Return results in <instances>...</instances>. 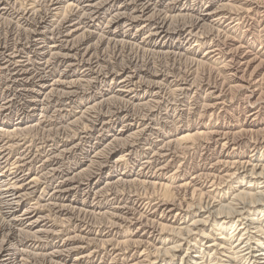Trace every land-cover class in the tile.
Here are the masks:
<instances>
[{
  "label": "bare ground",
  "instance_id": "obj_1",
  "mask_svg": "<svg viewBox=\"0 0 264 264\" xmlns=\"http://www.w3.org/2000/svg\"><path fill=\"white\" fill-rule=\"evenodd\" d=\"M21 1L0 0V20L5 18V15L12 18L17 16L18 23H23L27 28L23 34L25 37H21L23 40L18 42L12 39L10 43L11 37L0 44V72L13 73L11 83L19 84L24 88L19 90V97L16 94L9 95L10 92H7L8 97L5 100L7 103H3L4 106L0 107V114L7 112L6 118L10 119L17 103V99L14 98L24 100L31 97L33 91L28 89V85L33 84L35 80L38 81L36 88H40L39 91L36 89L35 93L49 90L50 87L52 90L46 100L48 103L42 102L43 100L37 101L32 111L27 112L22 109L18 111L14 131L11 132L7 124H0V264H28V261L33 258L65 257L63 254L67 255L75 251V247H71L74 245L72 239L67 243L64 241L65 246L62 248L66 247V250L55 252L58 255L40 254L35 250L40 241L48 237L50 229L44 230L48 228L47 224L44 225L45 217L40 215L37 206L28 203L39 191L41 183L50 184L51 180L48 181V179L53 174L59 177L57 191L55 190L58 194L55 193L57 197L53 199V202L57 206L54 210L60 214V217H66L73 211L82 213L81 210H76L79 208L72 207L75 210H67L65 204L58 203H65L74 193V202L80 201L86 206L94 205L101 210L104 200L112 198V206L118 207L111 212L120 214H112L114 220L112 219L113 226H111L117 228L124 224L126 227V230L125 228L124 231L122 230L123 241L119 243L128 249L133 247L148 250L149 247H154L155 254L158 256L152 261L150 259L152 255H146L148 252L146 251L142 254L141 260L132 264H175L174 259L179 257L178 253L184 246L188 247L181 259L182 264H264V0H229L226 3L225 0H192V5L189 4L190 0H46L48 3L46 2L44 7L35 0H26L24 4ZM167 1L169 2L165 5ZM184 7L189 8L191 13H200L203 9L204 14L196 17L192 23L186 22L180 25L179 19L188 20L187 18L192 16L187 12L185 13L187 15L182 14L187 11L183 10ZM40 8H45V11L42 10V12ZM162 8H166V11L162 12ZM169 13L179 14L170 15ZM105 21L108 31H104V37L110 35L118 38L123 32L126 34L135 30L133 38L142 41L144 49H173L174 47L181 49V47L189 46L187 50L185 49L187 53H190L189 55L199 54L205 49L206 54L203 55L205 59L197 61V66L195 65L197 69L194 68L193 74L186 73L184 76L183 73L182 76L173 74L175 76L171 82L175 88L170 89L172 90L170 93L174 98L181 95L185 88L183 86L186 85L184 83L191 82L190 76H194L193 84H202L207 78L211 83V79L219 78L221 85L217 84L221 89H227L231 93H243L244 101L232 108L225 104L226 102L221 103L220 99H215L216 96L214 98L212 95L214 91L212 94L206 91L204 96H197V101L188 107L186 114L177 109L172 111V117L171 113L166 114L168 119L169 116L170 119H174L170 125L167 124L168 122L166 124L159 122L160 119H155L154 113L159 106L165 104L164 98L159 95H162L164 83H168L170 77L160 75L158 71L151 74L149 69H146L147 64L144 66L146 68H141L138 65L139 61H133L130 65L119 64L116 67L112 66L114 62L109 63V58L107 62L103 56L104 52L101 54L95 45H88L97 35L88 30L91 28L99 30ZM81 31L84 32L79 35ZM177 53H174L175 56ZM169 55L168 53L167 56ZM37 63L41 68L40 75L32 81L31 68ZM57 72H61L60 79H53V83L47 86L46 80ZM148 73H150L149 76H147ZM80 77H86L88 80L83 82ZM0 81L2 82L0 85L3 84V77ZM109 81L113 86L115 85L114 88H106V91H101L100 95L106 98L113 94L110 99L107 97L110 103L115 102L116 105L119 101L126 100L133 109L127 107L126 111H123V108L116 109V106L114 107L116 112L109 111L111 115H105L100 110L102 115L96 120L99 124L94 125L95 129H100L99 138L96 137L97 142L93 143L92 138H87L86 145L83 144L84 141L81 144L76 142L77 144L74 145H66L61 151L62 155L82 156L85 161L94 154L88 167L71 177L68 171L74 166H81L84 161L77 156L73 167L69 165L68 170L60 171L57 157L54 155V157L43 158L41 165H38L40 168L38 173L33 170L34 168L32 169L38 158L29 157L34 153L31 155H28V152L18 153L19 157H13L17 144L9 138L16 132L21 131L19 134H22L28 128H33L38 121L34 120L37 116L36 112L46 113L53 102L56 101L58 104L67 100L65 108H60L58 111L59 118L65 125L64 120L77 115L78 109H83L85 104L89 105L91 101H95L98 98L96 91L100 86L107 85ZM86 89L93 92L89 94L91 95L89 100L85 101L84 99L88 97L85 91L89 92ZM95 108L90 106L87 114H91L92 117L97 116L99 112L96 113L98 109ZM139 114L144 115L140 118ZM87 118H89L88 115ZM32 123L35 124L30 126ZM115 129H118L119 134L116 135L120 137L108 142V145L103 146L105 149H101L102 144L108 141L107 133L116 132ZM50 131L54 132L53 129ZM57 131L59 132L58 129ZM128 132L130 134L126 136ZM155 136L158 139L151 140ZM4 138L9 141L5 142ZM168 139L171 140L168 141ZM111 152L122 154L109 164L108 156ZM31 159L35 160L32 162ZM124 161H127L126 166L123 164ZM137 163H140L137 172L139 179L131 180L129 178L134 172L133 165ZM105 172H108L105 182L107 188L101 187L107 189L106 193L104 194V190H96L98 193L95 199L89 202L92 198L91 191L99 188L103 179L101 176ZM116 174H119V178L114 182ZM127 188H130V192ZM115 191L119 192L115 193ZM125 191L128 192V196L123 198L121 194L125 195ZM148 194L152 197H148V200L143 199ZM207 200L214 203L210 204V201L207 205L205 202ZM22 207H25L23 212L20 210ZM66 211L68 214H65ZM100 212L94 215L100 217L105 215L99 214ZM190 219L193 220L191 225H189ZM103 221L104 219L101 222ZM179 221H183L184 224L178 225ZM105 223H107L106 220ZM106 227L109 228V226ZM166 232L173 236L170 240H174V245L157 248L160 243L168 245L169 239L163 238ZM141 234L144 236H140ZM112 239L111 241H115ZM111 241L105 240V243H111ZM45 248L46 246L42 245L39 250L43 249L44 252ZM112 249L116 248L112 247ZM88 257L90 255L78 258L77 262Z\"/></svg>",
  "mask_w": 264,
  "mask_h": 264
},
{
  "label": "rangeland",
  "instance_id": "obj_2",
  "mask_svg": "<svg viewBox=\"0 0 264 264\" xmlns=\"http://www.w3.org/2000/svg\"><path fill=\"white\" fill-rule=\"evenodd\" d=\"M35 1H37V2H39V4L42 6V7H44V6H46V4L48 3L46 0H35ZM227 1H229V0H225L224 2L226 3ZM23 4H24V2H26V0H22L21 1ZM47 2V3H46ZM168 2L169 1H167L166 3H165V5L166 4H168ZM192 0H190V2H189V4L190 5H192ZM218 4V3H217ZM44 5V6H43ZM163 9V10H162ZM161 9V11L162 12H165L166 11V8H162ZM39 10H43V11H45V8H40ZM183 10H187V11H184V12H182V14L183 15H187V14H189L190 16H191V14H192V16H191V18L189 19V18H187L188 20H184V19H179V23H180V25H181V23L182 24H185L186 22L189 24L190 22L192 23L194 20H195V18L196 17H199L202 13L204 14V12H202L203 11V9L201 10V12L200 13H194V12H192L191 13V11L189 10V8L187 9L186 7H184L183 8ZM42 11V12H43ZM187 12V14H185ZM114 14H116V13H114ZM170 15H178V14H172V13H169ZM188 15V16H189ZM194 16V17H193ZM5 18H3L2 20H0V44H3L5 41L4 40H7V38H11V40H10V43H12V39H13V41L14 40H18V42L20 41V40H23L22 38H24L25 37V35H23L24 33H25V29H27L26 28V26H24L23 25V23H21V21H20V23L21 24H19L18 22H19V20L17 19V16H13L14 18H12V17H7V15H5L4 16ZM38 18V17H37ZM7 19V20H6ZM191 19H192V21H191ZM12 20V21H11ZM180 20L182 21V22H180ZM11 21V22H10ZM13 23H15V24H13ZM18 23V24H17ZM178 23V24H179ZM105 28V29H104ZM107 28V22L105 21L104 22V24H103V26H101V28L99 29V30H95V29H93V28H91L90 30H88V31H90V32H95V34H97V35H95V38L93 39V41H91V42H89V44L88 45H95V48L96 49H98V52H101V54L104 52V54H103V56H104V58H105V60H107V62H109L108 61V58H109V60H110V64H112L113 62V64H112V66H114V67H116L117 65H123V63L125 64V65H130V64H132V62L133 61H139V63H138V65L139 66H141V68H146V69H149V71H150V73L152 74V73H154L155 71L157 72H159V74L160 75H167V76H169L170 77V79H169V81H168V83L167 82H165L164 83V88H163V91H162V95H159V97H163L164 99H163V102L165 103L164 105H161V106H159L157 109H156V111H155V113H154V116H156V118L155 119H160L159 120V122L161 121V123H163V124H166L167 122V124H169L170 125V122L171 121H174V119H170V116H169V119H168V115H166V114H168V113H171L170 115H171V117L173 116V110L174 109H177V110H179V111H181V112H183V113H187L186 111H188V107H190V105H194V103L197 101V96H204L205 95V93H206V91H207V93H213V91H214V94H212L213 96H214V98H215V96H216V98L215 99H220L219 101L222 103V102H226L225 104H228V106H230V107H232V108H234V107H236V106H238L240 103H242L243 101H244V99H245V95L243 94V93H231L230 91H228L227 89H225V90H223V89H221V87H220V80H219V78H213V79H211L212 81H211V83H212V86H211V83H210V81H208L207 79H205V80H203V82H202V84H197V83H195V84H193V78H194V76H190L191 78V82L189 81V83L187 82V83H184V85L185 86H183V88L185 87L186 88V90H182V92L180 93L181 95H179L178 97H173L172 96V93H170L172 90H174V88L175 87H173V85H172V79H173V77L175 76V75H173L174 73L176 74L177 73V75H181L182 73V75L184 76V75H186V73L187 74H190V73H194L195 72V70L197 69V65H196V63H197V61H199V60H204L205 59V49H203V50H201L200 52H199V54H194V53H191V55H189L190 53H187L186 52V50H187V48L189 47V46H184V47H181V49H178V48H173V49H168V48H165V49H159V48H156V50H154L153 48H146V49H144L145 47L141 44L142 43V41H139L138 39L137 40H134V35H135V33H136V31L135 30H133V31H131L130 33H122L121 34V36H119L118 38H114V37H112V36H110V35H106L105 37L103 36L104 35V31H108V29H106ZM97 31V32H96ZM206 31V30H205ZM7 32V33H6ZM84 31H81L80 33H79V35L80 34H82ZM204 32V31H203ZM6 35V36H5ZM19 35V36H18ZM23 35V36H22ZM101 35V36H100ZM8 36V37H7ZM17 36V37H16ZM20 39H19V38ZM22 37V38H21ZM108 37V38H107ZM110 38H111V41H110ZM98 39H100V41L98 40ZM102 39V40H101ZM106 41H105V40ZM2 40V41H1ZM109 41L111 42V43H109ZM24 42V41H23ZM105 42V43H104ZM113 43V44H112ZM125 45H124V44ZM132 43V44H131ZM101 44V46H99ZM140 44H141V48L139 47L140 46ZM99 46V47H98ZM119 46V47H118ZM125 47V48H124ZM144 47V48H143ZM105 48H106V50H105ZM140 48V49H139ZM130 49V50H129ZM186 49V50H185ZM123 50V51H122ZM152 50V51H151ZM162 52H161V51ZM126 51V52H125ZM133 51V52H132ZM146 51V52H145ZM160 51V52H159ZM111 52V53H110ZM154 52V53H153ZM158 52V53H157ZM170 54L169 56H167L168 55V53ZM171 52V53H170ZM172 52H173V54H172ZM178 52V53H177ZM186 52V53H185ZM110 53V54H109ZM160 53H162L161 55H160ZM174 53H177L176 54V56H175V54ZM120 54H122V55H120ZM182 54L184 55V56H182ZM158 55V56H157ZM204 55V56H203ZM135 56V57H134ZM159 56L161 57V58H159ZM164 56H166L165 58H164ZM185 56H186V58H185ZM189 58H188V57ZM192 56V57H191ZM196 56V57H195ZM112 57V58H111ZM116 57H117V59H116ZM170 57V58H169ZM173 57V58H172ZM175 57V58H174ZM181 57V58H180ZM184 57V58H183ZM194 57V58H193ZM203 57V58H202ZM172 58V59H171ZM177 58V59H176ZM179 58V59H178ZM192 58V59H191ZM195 58H197V59H195ZM148 59V60H147ZM174 59V60H173ZM189 59V60H188ZM193 59H195V60H193ZM178 60V61H177ZM184 60V61H183ZM185 60H187V61H189V63L187 62V61H185ZM192 60V61H191ZM178 63H177V62ZM122 62V63H121ZM131 62V63H130ZM116 63V64H115ZM118 63V64H117ZM193 63H194V65H193ZM147 64V65H146ZM187 64V65H186ZM143 65V66H142ZM146 65V67H144ZM151 67H150V66ZM196 65V66H195ZM164 66V67H163ZM185 66V67H184ZM190 68H189V67ZM39 68V69H38ZM152 68H153V70H152ZM158 68V69H157ZM192 68V69H191ZM194 68H195V70H194ZM35 69H37L36 71H35ZM39 70V71H38ZM180 70V71H179ZM40 71H41V68H40V65H38V63L36 64V66L34 67V66H32V68H31V78H33L32 79V81L33 80H35V77H39V75H40ZM194 71V72H193ZM157 72V73H158ZM37 73V74H36ZM42 73V72H41ZM150 73H148V75L147 76H149L150 75ZM165 73V74H164ZM168 73V74H167ZM170 73H171V76H170ZM185 73V74H184ZM11 74H13V73H11ZM11 74H9L8 72H4V73H1L0 72V78L1 77H3V84H1L0 85V107H2V106H4V104L5 103H7V101H5L6 99H7V97H8V95H7V92H10V94L9 95H13V94H16L17 96L18 95H20V89H24L23 87H20L19 86V84H17V85H14V84H12L11 83ZM10 75V76H9ZM14 75V74H13ZM181 75V76H182ZM206 75H208V74H206ZM81 76H82V74H81ZM7 77V78H6ZM60 77H61V72H57L53 77H49L47 80H46V85L48 86V85H51L52 83H53V81L54 80H56V79H60ZM172 77V78H171ZM82 80H83V82L84 81H87L88 79H86V77L84 78V77H80ZM54 79V80H53ZM217 79V80H216ZM8 80V81H7ZM174 80V79H173ZM6 81H7V83H6ZM160 81H162V80H160ZM209 82V83H207V82ZM219 81V82H218ZM36 82V83H35ZM35 82L33 83V84H31V85H28V89L29 90H31V91H33V95H31V97H29V98H25V99H28V100H22L21 98H14V99H17L16 100V105H15V109L13 110V115H11V118L10 119H7L6 118V116H7V112L6 113H3L2 114V112H1V118H3L2 120H0V124H7L8 125V127H9V129L11 130V132H12V130L14 131V125L17 123V119H18V116L16 115L17 113H18V111L20 112V111H27V112H30V111H32V109L35 107V104H37V101H41V100H43L42 102H46V100H48V96H50L49 94H50V91L52 90V88L50 87L49 88V90L47 89L46 91H42L41 93H35L37 90L39 91V89L40 88H36V85H37V83H38V81L37 80H35ZM47 82H49V83H47ZM82 82V83H83ZM216 82V83H215ZM0 83H2L1 81H0ZM191 83H192V86H190L191 85ZM220 84V85H218V84ZM12 84V85H11ZM170 84V85H169ZM190 84V85H189ZM196 84H197V86H196ZM8 85H10V86H8ZM40 85V84H39ZM195 85V86H194ZM13 86V87H12ZM18 86V87H17ZM115 86V85H114ZM114 86H113V84H111V81H109L108 82V84L107 85H102V87L100 88L99 87V90L98 91H96L97 92V99L95 100V101H91V104H89V105H87V104H85L84 106H83V109H78L79 111H77L78 112V114L77 115H75V116H72V117H70L68 120H64V122H65V125H63L64 123H63V121H61L60 120V118H59V110H60V108L62 109H64L65 108V106L67 105V100L66 101H63V102H58V104L56 103V101L55 102H53V104L51 105V108L48 110V112H44L45 113V115H44V113L42 112V111H39V112H36L37 113V116H36V118L34 119V120H38L37 122H35L36 124H38L39 123V121H40V123H39V125H37L36 126V124L35 123H32V124H30V126L32 125H34V127H35V129H34V127L33 128H28V130H26L27 132H30V133H27L26 131H24V133H22V134H19V133H21V131H19V132H16V134L14 135V136H12V137H14V138H9L10 140L12 139V140H14V144H17V146H16V148H14V151L16 150V152H13V157L14 158H17V157H19V154H25V153H27L28 152V155H31L32 153H34V154H32L31 156H29V157H32V158H38V160L36 159V161L37 162H35V164H34V166L32 167V169L33 170H36V171H38V173H39V171H40V168H39V166L41 165V161L43 160V158L44 157H49V156H52V157H54V155H55V157H57V163H58V168L60 167V171H65V170H68L69 169V167L71 166V167H73L74 165V163L76 162V157L78 156V155H76L75 156V154L73 155V154H61V151H63V149H64V147L66 146V145H74V144H77V143H79L80 142V144L83 142V144L84 145H86L87 143V141H88V139L89 138H92V142L93 143H96L97 141H96V139L97 138H99V135H100V132H99V128H97V129H95L94 128V125H98L99 123H97V121L96 120H98L97 118L98 117H100V115H102V112H103V114H109V115H111V113L110 112H116L117 110V108L118 107H120V108H123L124 110L123 111H126V108L128 107V109L130 108V109H133V106H131V104H129L126 100V102L124 101V102H122V100L121 101H119L116 105H115V102L114 103H110V101H108V98L110 99L112 96H113V94H110V95H108L106 98H103L102 97V95H100L102 92L101 91H106V88H109V87H112V88H114ZM168 86V87H167ZM171 86V87H170ZM194 86V87H193ZM200 86H202V87H200ZM34 87V88H33ZM95 87V86H94ZM165 87H167V88H165ZM170 87V88H169ZM5 88H8V89H5ZM32 88V89H31ZM58 88V87H57ZM169 88V89H168ZM191 88V89H190ZM197 88V89H196ZM207 88V89H206ZM217 88V89H216ZM14 89V90H13ZM37 89V90H36ZM90 89V88H89ZM89 89H86V90H89ZM170 89H172V90H170ZM200 89V90H199ZM3 90H4V92H3ZM166 90H169L168 92L166 91ZM190 90V91H189ZM196 90H197V92H196ZM209 90V91H208ZM217 90V91H216ZM15 91V92H14ZM17 91V92H16ZM223 91V92H222ZM4 94H3V93ZM12 92V93H11ZM46 92H47V94H46ZM88 91H85V93H86V96H88L87 98H85L84 100L86 101L87 99L89 100V96H91V95H89L90 93H92L93 91L92 90H89V92L87 93ZM191 92V93H190ZM217 92V93H216ZM219 92V93H218ZM226 92H228V93H226ZM2 93V94H1ZM168 93H169V95H168ZM193 93H195V94H193ZM196 93H199V94H196ZM203 93V94H202ZM222 93H223V95H222ZM7 96H6V95ZM88 94V95H87ZM94 94H95V92H94ZM98 94H99V96H98ZM47 95V96H46ZM167 95V96H166ZM186 95V96H185ZM233 95V96H232ZM240 97H239V96ZM93 96V95H92ZM166 96V97H165ZM169 96V97H168ZM222 97V98H221ZM31 98V99H30ZM185 98V99H184ZM244 98V99H243ZM45 99V100H44ZM174 99V100H173ZM214 99V100H215ZM225 99V100H224ZM30 100H31V102H30ZM106 100H107V102H106ZM165 100V101H164ZM234 100V101H233ZM22 101V102H21ZM27 101V102H26ZM162 101V100H161ZM171 101V102H170ZM51 102V101H50ZM66 102V103H65ZM123 104H121V103ZM4 103V104H3ZM22 103V104H21ZM25 103V104H24ZM46 103H48V102H46ZM99 103V104H98ZM100 103H101V105H100ZM167 103H168V105H167ZM174 103V104H173ZM94 104H97V105H94ZM106 104V105H105ZM108 104V105H107ZM112 104V105H111ZM64 105V106H63ZM105 105V106H104ZM234 105V106H233ZM26 106V107H25ZM61 106V107H60ZM90 106H94V107H98L97 109L98 110H96V113H101V114H97V116L96 115H94L93 117H92V115L91 114H87V109H89V107ZM117 106V107H116ZM130 106V107H129ZM164 106V107H163ZM172 106V107H171ZM22 107V108H21ZM87 107V108H86ZM106 107L108 108V109H106ZM114 107H116V109L114 108ZM167 107V108H166ZM28 108V109H27ZM58 108V109H57ZM95 108V109H96ZM113 108V109H112ZM22 109V110H21ZM103 109H104V111H103ZM110 109V110H109ZM102 112H101V111ZM112 110V111H111ZM53 111H56V112H53ZM82 111V112H81ZM85 113H84V112ZM107 111V112H106ZM110 111V112H109ZM162 111V112H161ZM168 111V112H167ZM185 111V112H184ZM11 112V111H10ZM10 112H8V113H10ZM57 113V114H56ZM80 113V114H79ZM82 113H83V115H82ZM159 113V114H158ZM43 114V115H42ZM46 114H48V115H46ZM138 114V113H137ZM157 114V115H156ZM177 114H179V113H177ZM50 115H51V117H50ZM83 117H82V116ZM87 115H88V117L89 118H87ZM108 115V116H109ZM143 115L144 114H139V117L140 118H142L143 117ZM41 116V117H40ZM43 116V117H42ZM46 116H47V118H46ZM81 116V117H80ZM86 116V117H85ZM96 116V117H95ZM161 116V117H160ZM75 117V118H74ZM158 117V118H157ZM160 117V118H159ZM0 118V119H1ZM45 118H46V120H45ZM51 118V119H50ZM52 118H54V119H52ZM76 118H78V120L76 119ZM79 118H81L82 120H80ZM84 118V119H83ZM91 118V119H90ZM40 119V120H39ZM58 119V120H57ZM88 119V120H87ZM48 120V121H47ZM54 122H53V121ZM95 121L94 123H93V121ZM163 120V121H162ZM47 121V122H46ZM77 121H80L79 123H76L75 125L74 124H72V123H75V122H77ZM85 121H88V122H85ZM166 121V122H165ZM7 122V123H6ZM46 122V123H45ZM59 122V123H58ZM71 122V123H70ZM49 123V124H48ZM56 123H57V125H56ZM63 123V124H62ZM81 123V124H80ZM91 123V124H90ZM97 123V124H96ZM12 124V125H11ZM68 124V125H67ZM70 124H72V125H70ZM86 124V125H85ZM48 125V126H47ZM91 125V126H90ZM27 126V125H26ZM26 126H23L24 128H26ZM42 126V127H41ZM66 127V129H64L65 127ZM69 126H70V128H72V129H70L69 128ZM72 126V127H71ZM87 126H89V127H87ZM28 127V126H27ZM44 127H45V129H44ZM47 127V128H46ZM75 127V128H74ZM78 129H77V128ZM81 127H83V128H81ZM84 127H86V128H84ZM119 127H120V125H119ZM154 127H156V126H154ZM158 127V126H157ZM156 127V128H157ZM88 128V129H87ZM134 128V127H133ZM136 128V127H135ZM38 129V130H37ZM48 129V130H47ZM54 130V132L52 131H50V130ZM57 129L59 130V132L57 131ZM69 129L71 130V131H69ZM118 129H120V128H118ZM118 129L116 130V132H110V133H107V136H108V141H106V142H104L103 144H102V147H101V149L103 148V149H105L103 146H106V145H108V142L110 143V141H113L114 139H116V137H120V136H118V135H116V134H119L118 133ZM157 129H161L160 127H158ZM43 130V131H42ZM56 130V131H55ZM65 130V131H64ZM76 130V131H75ZM80 130V131H79ZM84 130V131H83ZM97 130H98V132H97ZM50 131V132H49ZM73 131H75V132H73ZM184 131V130H183ZM183 131H181V132H183ZM43 132V133H42ZM64 132V133H63ZM79 132V133H78ZM92 132V133H91ZM94 132V133H93ZM134 132V131H133ZM180 132V133H181ZM27 135H26V134ZM53 133V134H52ZM66 133H67V135H66ZM76 133V134H75ZM24 134V135H23ZM71 134V135H70ZM91 134V135H90ZM130 134V132H128V133H126V136H128ZM81 135H82V137H81ZM17 136V137H16ZM72 136V137H71ZM75 136H77V137H75ZM86 136V137H85ZM93 136V137H92ZM98 136V137H97ZM38 137V138H37ZM51 137V138H50ZM55 137V138H54ZM72 139H71V138ZM97 137V138H96ZM8 138V137H7ZM81 138H83V139H81ZM88 138V139H87ZM170 138V137H169ZM9 139H5L4 138V140H5V142H8L9 141ZM66 139H67V142H66ZM158 139V137L157 136H155V137H152L151 138V140H157ZM172 139H174V137L172 138ZM19 142H18V141ZM37 140V141H36ZM71 142H70V141ZM81 140V141H80ZM87 140V141H86ZM160 140V139H159ZM162 140V139H161ZM169 140H171V139H168V141ZM61 141H62V143H61ZM77 142V143H76ZM43 143V144H42ZM60 145H59V144ZM65 143V144H64ZM30 146V147H29ZM37 146H38V148H37ZM40 146V147H39ZM43 146H45V147H43ZM18 147V148H17ZM20 147V148H19ZM42 147V148H41ZM59 147V149H57ZM26 148V149H25ZM23 149H24V152H23ZM36 149H38V151L36 150ZM40 149V150H39ZM61 149V150H60ZM20 150V151H19ZM21 150H22V152H21ZM25 150H27V151H25ZM42 150V151H41ZM58 150V151H57ZM118 150H120V149H118ZM115 151V150H114ZM38 154L37 156L35 155L36 153ZM54 152V153H53ZM59 152V153H58ZM19 153V154H18ZM47 153V154H46ZM42 155V156H40V155ZM60 154V155H59ZM79 154V153H78ZM112 154V155H111ZM122 153H120V152H117V153H115V154H113V152H111L110 153V155L108 156V163L109 164H112V162L118 157V156H120ZM171 154H173V153H171ZM171 154H169V156L171 155ZM18 155V156H17ZM35 155V156H34ZM70 155V156H69ZM94 154H91L90 155V157L88 158V159H90V160H86L85 161V159H83L84 157H82V156H78V158L79 159H81V160H83L84 162L81 164V166L80 165H77L76 167L74 166L73 167V169L72 170H69L68 171V173H71V177H74V175H76L79 171H81L83 168H86V167H88L89 165H90V161H91V159L95 156H93ZM62 158H61V157ZM65 156V157H64ZM74 156V157H73ZM41 158V159H40ZM68 159L67 161H68V163H67V161H66V159ZM35 159H31L32 160V162L35 160ZM62 159V160H61ZM128 159V158H127ZM126 159V160H127ZM65 161H66V163H65ZM127 162V161H126ZM126 162L124 161L123 162V164H124V166H126ZM38 163V164H37ZM39 165V166H38ZM70 165V166H69ZM64 166V167H63ZM134 166V167H133ZM132 167H133V173H132V175H131V177L129 178V179H139V177L137 176V172L139 171V167H140V163H137L136 165H133ZM37 167V168H36ZM47 172H48V170H47ZM75 173V174H74ZM107 173L108 172H105L101 177H103V179H102V181L100 182V184H99V188L98 189H93L92 191H91V197L92 198H90V200H89V202H93V200L95 199V195L98 193L97 191H100V190H104L103 192H104V194L106 193V191H107V189H105V188H107V183H105L106 182V177H107ZM53 175H55V174H53ZM53 175H51L50 177H49V179H48V181L49 180H51V182H50V184H45L44 185V183H41L40 184V187L38 188V190L39 191H37V193L34 195L35 197H32L31 199H30V201H29V205H33V206H37V208L39 209L38 211L40 212V215L41 216H43V217H45V224L44 225H46L47 224V227L48 228H44V230L45 229H47L48 231H49V229H50V231H49V234H48V237L46 236V238H43L42 239V241H40V243L38 244V247H36L35 248V250H37L40 254H42V253H45V254H56L57 253V251L59 250V251H65L66 250V247L65 248H62L63 246H65V242L67 243V241L68 240H70V239H72V243H74V245L73 246H71L72 248H74V250L76 251H74V252H72V253H70V254H67V255H65V254H63L65 257H54V256H49V257H52V258H46V257H43V258H41V259H39L40 257H38V259L37 258H33V259H30L29 261H28V264H111V262H112V264H132L133 262L134 263H137L138 262V260H141L140 258H141V256H142V254H144V252H146V251H148V252H146V255H152L151 257L150 256H148V257H150V259H152V261L153 260H155V259H157V257L158 256H156V251H155V248L154 247H149V249L148 250H146V248L145 249H138V248H129L128 249V247H124L121 243H119V242H122L123 241V234L122 233H124L123 231H124V228H125V230H126V227H125V225L124 224H121V226L119 225V227H121V229H119V227H117V228H114V227H112L113 225L111 224L112 223V214H120V213H112V212H114V208L115 207H118V206H116V205H114V206H112V198L111 199H109V200H104L105 202H103L104 203V205L102 206V210L99 208L98 209V207H95L94 205L93 206H86V205H83L80 201H78V202H74V195H75V193H74V195H71L66 201H65V203H61V202H58V203H60L59 205H64L65 204V206H67V210H72V209H74L75 207L76 208H79V209H76V210H81L82 211V213L81 212H79V211H73V212H71L70 213V215L68 214V211H66L65 212V214H68L66 217L65 216H61L60 217V214L59 213H57V211H55L54 209L55 208H57V206H55L56 204H55V202H53V199L55 198V197H57V195L56 194H58V193H56V191H57V186H58V181H59V177H57V176H53ZM105 176V177H104ZM136 176V177H135ZM54 177V178H53ZM138 177V178H137ZM118 178H119V174H116V176H115V179L113 180L114 182H116V181H118ZM124 178V177H123ZM117 179V180H116ZM79 181V180H78ZM105 187V188H102V187ZM45 187V188H44ZM85 188V187H84ZM41 189L43 190L42 192H41ZM110 190H111V188H109ZM127 189H129L128 191L130 192V188H127ZM56 190V191H55ZM97 190V191H96ZM106 190V191H105ZM55 191V192H54ZM117 192H119V191H115V193H117ZM53 193V194H52ZM56 193V194H55ZM110 193V192H109ZM80 194H82L83 195V193H81L80 192ZM120 194V193H119ZM143 194H145V192L143 193ZM51 195V196H50ZM81 195V196H82ZM110 196H111V193L109 194ZM128 196V192L127 191H125V195H122L121 194V197H123V198H126ZM40 197V198H39ZM148 197H152L150 194H148V195H145V197L143 198V199H146V200H148ZM113 199H115V198H113ZM55 200V199H54ZM41 201V202H40ZM49 201L51 202V203H49ZM109 201V202H108ZM210 201L211 200H207V201H205L206 203H207V205L210 203ZM38 202H40L39 203V205H37V203ZM98 202V201H97ZM97 202H96V204H97ZM118 202V201H117ZM53 203V204H52ZM214 202L213 201H211V203L210 204H213ZM52 204V205H51ZM69 204V205H68ZM41 205V206H40ZM50 205V207H48ZM54 205V206H53ZM72 205V206H71ZM81 205V206H80ZM110 205V206H109ZM40 206V207H39ZM70 206V207H69ZM41 207H43V208H41ZM72 207H74V208H72ZM70 208V209H69ZM87 208V209H86ZM25 209V207H22L20 210H21V212H23V210ZM52 211H51V210ZM74 209V210H75ZM85 211H84V210ZM42 210V211H41ZM109 210V211H108ZM111 210H112V212H111ZM55 211V212H54ZM90 211H92V212H90ZM98 211L100 212L99 214H107V213H110L109 215H106L107 216V219H106V216L104 215V216H95L94 214L96 213V214H98ZM84 212H85V214H84ZM88 212H90V213H88ZM107 212V213H106ZM51 213V214H50ZM75 213V214H74ZM81 214V215H80ZM84 214V215H83ZM88 214H90L91 216H92V214H93V216L91 217L90 215H88ZM55 215H57V216H55ZM80 215V216H79ZM47 216V217H46ZM90 216V217H89ZM191 216V215H190ZM189 216V217H190ZM59 217V218H58ZM72 217H73V219H72ZM81 217H82V219H81ZM84 217H87V218H84ZM102 217H103V219H104V221H103V223L101 222L103 219H102ZM105 217V218H104ZM109 217V218H108ZM111 217V218H110ZM61 218V219H60ZM63 218V219H62ZM79 218V219H78ZM89 218H91V219H89ZM92 218H94V219H92ZM96 218H98L100 221L98 222V220L96 219ZM49 219V220H48ZM66 219H67V221H69L68 223H67V221H66ZM62 220V221H61ZM75 220V221H74ZM105 220L107 221V223H108V225H106L107 223H105ZM114 220V219H113ZM191 221H190V223H189V225H191V223L193 222V220L192 219H190ZM49 221V222H48ZM65 221V222H64ZM93 221V222H92ZM111 221V222H110ZM175 221V220H174ZM60 222V223H59ZM76 222V223H75ZM87 222V223H86ZM98 223V225H97V223ZM110 222V223H109ZM94 223V224H93ZM103 225H102V224ZM54 224V225H53ZM65 224V225H64ZM100 224V225H99ZM179 224H184L183 223V221L182 222H180L179 221V223H178V225ZM53 225V226H52ZM77 225V226H76ZM102 225V226H101ZM112 225V226H111ZM95 226H97L96 228H95ZM106 226H109V228H110V226L112 227V228H108L107 229V227ZM176 226V225H175ZM84 227V228H83ZM77 230H76V229ZM99 228V229H98ZM123 228V229H122ZM39 229H41V228H39ZM53 229V230H52ZM63 229V230H62ZM87 231H86V230ZM83 232H82V231ZM111 230V231H110ZM123 230V231H122ZM36 231V230H35ZM52 231V232H51ZM60 232V233H58V232ZM81 231V232H80ZM109 231V232H108ZM90 232V233H89ZM96 232V233H95ZM102 232V233H101ZM108 232V233H107ZM87 233V234H86ZM120 233V234H119ZM53 234V235H52ZM115 234V235H114ZM76 235H78L79 236V238H78V236H76ZM103 235V236H102ZM105 235V236H104ZM51 236V237H50ZM76 236V237H75ZM108 236V237H107ZM140 236H144L143 234H141ZM71 237V238H70ZM73 237V238H72ZM82 237V238H81ZM85 237V238H84ZM87 237V238H86ZM96 237V238H95ZM171 237H173L172 235H170V233L169 232H166L165 233V235H164V239H169V243H167L168 245H163V243L161 244L160 243V245H158V247L157 248H164V247H172L173 245H174V243H173V241L174 240H170L171 239ZM67 238H69V239H67ZM75 238V239H74ZM78 238V239H77ZM83 238H84V241H83ZM113 238V239H112ZM115 238V239H114ZM47 241H46V240ZM51 239V240H50ZM92 239V240H91ZM97 239V240H96ZM99 239V240H98ZM111 239L112 240H115V241H111ZM45 240V241H44ZM52 240H53V242H52ZM75 240V241H74ZM103 240V241H102ZM105 240L106 241H108V240H110L111 241V243L110 242H106V243H108V245L105 243ZM177 239H175V241H176ZM65 241V242H64ZM98 241V242H97ZM103 242H104V244H103ZM115 242H116V244L119 246V248H118V246L115 244ZM118 242V243H117ZM98 243V244H97ZM100 243V244H99ZM104 245V249H103V245ZM171 243V244H170ZM173 243V244H172ZM45 244V245H44ZM58 244V245H57ZM64 244V245H63ZM106 244V245H105ZM165 244V243H164ZM46 246V248H45V250H44V252H43V249L42 250H39V248L41 247V246ZM102 245V246H101ZM57 246V247H56ZM106 246V247H105ZM123 246V247H122ZM60 247V248H59ZM82 247V248H81ZM112 247L113 248H116V249H112ZM187 247L188 246H184L183 248H182V250L178 253V255H179V257L178 258H176V259H174L175 260V264H182V262H181V259H182V257L186 254V252H187ZM125 248V249H124ZM127 248V249H126ZM77 249V250H76ZM80 249V250H79ZM121 249V250H120ZM93 250H95V251H93ZM106 250V251H105ZM111 250V251H110ZM123 250H125V252L123 251ZM130 250H132V251H130ZM134 250V251H133ZM149 250L151 251V252H149ZM139 251V252H138ZM143 251V252H142ZM49 252V253H48ZM56 252V253H55ZM109 252V253H108ZM114 252V253H113ZM120 252V253H119ZM135 252V253H134ZM92 254V256H91V254ZM125 253V254H124ZM150 253V254H149ZM60 254V253H59ZM138 254V255H137ZM155 254V255H154ZM56 255H58V254H56ZM63 255H61V256H63ZM69 255V256H68ZM85 255L87 256H89L90 255V257H88V258H86V259H82V260H79V262H77L78 260V258H82V257H85ZM117 255V256H116ZM120 255V256H119ZM135 255V256H134ZM67 256V257H66ZM80 256V257H79ZM113 256V257H112ZM115 256V257H114ZM125 256H127V257H125ZM131 256V257H130ZM154 256H156V257H154ZM118 257V258H117ZM121 257V258H120ZM154 257V258H153ZM93 258V259H92ZM97 258V259H96ZM123 258V259H122ZM44 259V260H43ZM96 259V260H95ZM103 259V260H102ZM106 259V260H105ZM108 259V260H107ZM145 259V258H144ZM69 260V261H68ZM88 260V261H87ZM117 260V261H116ZM32 261V262H31ZM34 261V262H33ZM59 261V262H58ZM64 261V262H63ZM75 261V262H74ZM90 261V262H89ZM114 261H116V262H114ZM58 262V263H57ZM62 262V263H61ZM77 262V263H76ZM82 262V263H81Z\"/></svg>",
  "mask_w": 264,
  "mask_h": 264
}]
</instances>
